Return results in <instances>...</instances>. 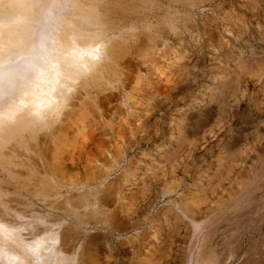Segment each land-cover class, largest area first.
<instances>
[{
    "label": "rangeland",
    "instance_id": "1",
    "mask_svg": "<svg viewBox=\"0 0 264 264\" xmlns=\"http://www.w3.org/2000/svg\"><path fill=\"white\" fill-rule=\"evenodd\" d=\"M103 5L112 60L0 168V264H264V0Z\"/></svg>",
    "mask_w": 264,
    "mask_h": 264
},
{
    "label": "bare ground",
    "instance_id": "2",
    "mask_svg": "<svg viewBox=\"0 0 264 264\" xmlns=\"http://www.w3.org/2000/svg\"><path fill=\"white\" fill-rule=\"evenodd\" d=\"M66 1L51 2L46 20H57L56 29L49 39L47 32H41L35 43L32 33L38 21L37 1L0 0V99H5L0 101L3 170L18 165L15 157L23 153L20 149H29L28 141L38 130L49 132V146L54 149L60 139V122L72 117L71 100H77L81 108L86 88L112 60L109 35L113 27L106 26L100 8L105 7L104 1L116 4L121 0H87L86 7L73 0L72 7L63 14ZM7 6L11 17L4 21ZM56 124L59 128L57 125L52 130ZM47 149L44 146V154ZM5 230L0 225V232ZM14 261V257L8 256L9 264Z\"/></svg>",
    "mask_w": 264,
    "mask_h": 264
}]
</instances>
